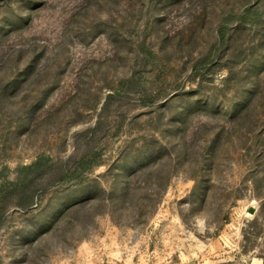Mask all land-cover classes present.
I'll return each mask as SVG.
<instances>
[{"label": "rangeland", "instance_id": "obj_1", "mask_svg": "<svg viewBox=\"0 0 264 264\" xmlns=\"http://www.w3.org/2000/svg\"><path fill=\"white\" fill-rule=\"evenodd\" d=\"M69 159L163 192L74 219ZM38 173L0 264H264V0H0V189Z\"/></svg>", "mask_w": 264, "mask_h": 264}, {"label": "trees", "instance_id": "obj_2", "mask_svg": "<svg viewBox=\"0 0 264 264\" xmlns=\"http://www.w3.org/2000/svg\"><path fill=\"white\" fill-rule=\"evenodd\" d=\"M219 35L222 38L221 30ZM122 154L123 157L119 158L117 163H121L118 165L123 168L125 152L123 151ZM91 164L93 165V162L83 159H69V184L72 192L78 191L79 193V196L75 197L71 202L72 205L69 206V210L73 211V218L86 222L91 215L107 213L111 220L117 223L121 220H128L133 225L143 223L155 209L163 192L165 185L163 177L165 179V176L161 175V166L151 172H143L144 186H136L132 178L125 180L122 178L123 172H120L115 174L114 181L106 188L99 177L83 178V169ZM29 168L34 170L36 165ZM108 172L110 168L102 176H106ZM40 175L38 173L28 178L25 176L18 181L7 183L0 189V225L4 221L6 202L14 201L12 205L20 209L29 208L34 203L35 180ZM135 176L134 173L133 178ZM60 214L61 211H58L56 218H59Z\"/></svg>", "mask_w": 264, "mask_h": 264}, {"label": "water", "instance_id": "obj_3", "mask_svg": "<svg viewBox=\"0 0 264 264\" xmlns=\"http://www.w3.org/2000/svg\"><path fill=\"white\" fill-rule=\"evenodd\" d=\"M248 212H249V213H252V212H253L252 207H250V208L248 209Z\"/></svg>", "mask_w": 264, "mask_h": 264}]
</instances>
